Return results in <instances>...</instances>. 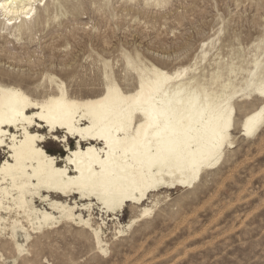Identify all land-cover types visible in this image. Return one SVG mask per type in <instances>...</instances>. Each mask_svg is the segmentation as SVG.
<instances>
[{
	"label": "bare ground",
	"instance_id": "obj_1",
	"mask_svg": "<svg viewBox=\"0 0 264 264\" xmlns=\"http://www.w3.org/2000/svg\"><path fill=\"white\" fill-rule=\"evenodd\" d=\"M100 1L102 3L95 10L104 11L103 7L108 10L112 9L110 0ZM173 1L168 0V5ZM90 2L94 5L93 0H90ZM137 2L140 3L142 0H137ZM66 4H70V0H0V90L11 88L19 91L32 101V105H35L38 102L43 103L48 96L58 95L63 89L62 82H66V94L70 100L76 102V104L68 105L55 112H51L45 107L42 112L45 117L44 128L35 127L30 120L25 119V116L31 117L33 112L38 111L32 106L21 108L22 115L12 116L11 118L6 117V120L11 124L0 125V140L7 145V147L0 146V157H3L4 152L10 153L7 157L10 161L9 164H4L0 160V227L5 226L6 222L8 236L11 238L5 243H0V258L3 260L9 259L12 264H15L14 245L17 238L20 243H23L29 232L39 237L34 242V246L39 252L44 247L50 252H55L53 248L55 249L56 243L60 239H66L65 234L75 232L79 239L88 240L90 238L93 248L95 245L102 243L105 250L102 256L108 254L109 245L105 236L106 230H108L105 221L110 218L108 210L99 201H94L95 207L92 205L85 206L83 201L87 199V196L81 198L78 188L73 191V184H79V181H69L67 177L69 175H79L76 168L87 175L88 170L93 166H96L99 170L98 166L105 169L109 165L112 148L111 138H109V151L106 149L105 151L88 150L89 145L104 148L102 141L88 140L90 134L105 137L108 135L105 126L96 119L95 112L90 105L92 101L99 99L102 92L99 84L104 81L105 74L114 83H119L125 96H131L139 88V75L135 74V86L131 90L127 89L122 87L120 83L121 79H127L116 77L113 72L114 66L119 64L128 71L130 59L137 60L142 67L152 66V63L146 61L135 48L132 51L126 50L123 44H117L113 48L110 35L97 33L96 28H85L83 23L80 24L83 25L82 30L85 31L86 38L77 37V34L73 32L64 35H53L54 28L61 26V22H57L58 12L64 9L63 7ZM122 4L124 11H129V14L133 13L135 4L132 0H123ZM70 8L72 13H81L77 2L70 4ZM162 10H166V8H152L151 10L140 8L136 11V14L145 16L149 14L148 12L155 11L156 14L160 15ZM136 14L134 15L137 18L138 15ZM9 19L13 23L9 24L7 22ZM219 21L221 26L214 33L217 39L202 42L201 48L206 43L207 56L201 55L199 70L190 75L203 84L206 77L208 82H212L214 72L222 73L225 77L224 83L231 80L232 88L241 92L249 86L248 82H255L259 85L264 81V38L252 45L253 50L250 51L248 56L240 55L238 54V45H235L231 38L228 37L222 42H219L220 39L218 38L225 31L224 24H230L232 20L224 22L222 19ZM55 23L56 25H54ZM52 25H54L53 28H51ZM212 28L213 26L210 30ZM237 30L238 28L232 27L231 35ZM48 36H50L47 40L48 46L46 49L42 48L40 41L45 40ZM36 42H38L36 44L37 48L41 49L42 58L34 57L35 59L31 61L36 53L38 55L37 49L30 52L32 44ZM71 42L74 46L71 45ZM86 42L90 45H86ZM75 48H77L76 51ZM224 49L227 50V53L222 56L219 51ZM186 50L185 47L184 51L187 52ZM213 50L215 53L210 55ZM25 66H27V70H23ZM87 68L93 69L92 76L86 75ZM81 70H85V72ZM73 86H76V88L73 89ZM110 103L119 106L124 102L116 97ZM235 105V125L239 118L241 137L250 139L260 136L263 130L259 127L252 136L242 135L243 121L247 120L251 110L255 107L247 95L236 96ZM2 107L3 104L0 102V108ZM84 119L90 121L92 127L81 131L80 126ZM229 119H231L230 116ZM35 123H41L38 115L35 117ZM49 126L57 128L61 136L66 135L69 144L71 140H74L72 148L75 151L74 154L65 152L63 158H61L62 156L56 157L48 152L46 144L48 140L53 141L51 135L47 132ZM136 127H139V124H136ZM231 131V144L234 145L236 143L233 136L235 126ZM7 133L11 134L8 135ZM29 133L31 135L37 133L45 135L46 139L43 141L35 140ZM113 135H116V133H113ZM73 136L82 137L83 141L81 143L85 148V152H79L75 144V139L78 137L74 138ZM139 139L140 141L143 140V132H141ZM34 144L44 151L36 150L33 147ZM60 144H63V142H60ZM232 149L233 147L226 149L223 164L229 162L228 156ZM101 155L106 159L100 160ZM51 157H55V159H51ZM117 160L121 164L124 163L122 153L118 154ZM128 162L129 164L132 163L131 156H129ZM219 167L204 169L203 177L211 172H218ZM58 169L67 170L63 173L65 179L63 184L48 182L46 179H36L40 176L58 177L60 175ZM164 179L166 183H161L148 192V199L143 201V207L140 206V201L136 203L128 202L129 207L136 210L137 214L125 225H121L119 220L115 222L114 225H117V228L114 229V235L120 237L140 222H144L143 225L148 224L146 220L155 212L160 202H165L168 197L166 195L160 198L162 190L168 192L169 190L186 189L188 193H192L202 181L193 180L194 187L179 184L174 187L173 180L179 179L178 176H166ZM78 201L80 202L79 207ZM145 209L150 211L148 216L144 215ZM94 211L100 214L99 222L98 220L97 222L94 221ZM123 212L119 208L112 212V221L116 220L118 214H123ZM101 216H103V219H101ZM90 224L96 225L95 231L88 227ZM13 226L16 228L15 233L12 231ZM6 255H9V257ZM58 257L62 262L64 258L71 259V257L67 258V255L64 254L58 255Z\"/></svg>",
	"mask_w": 264,
	"mask_h": 264
},
{
	"label": "rangeland",
	"instance_id": "obj_2",
	"mask_svg": "<svg viewBox=\"0 0 264 264\" xmlns=\"http://www.w3.org/2000/svg\"><path fill=\"white\" fill-rule=\"evenodd\" d=\"M122 1L110 0L112 9L103 7L102 11L95 10L102 3L100 0H93L94 5L90 0H70V4L78 3L81 13H72L70 4L64 5L58 12L57 22L61 26L54 28L53 35L73 32L86 38L80 24L83 23L85 28H96L97 33L110 35L113 48L117 44L130 51L135 48L146 61L163 67L186 60L193 49H201L202 42L217 39L214 33L222 19L232 21L224 24L219 42L231 38L240 55L248 56L252 45L264 38V0H174L160 15L152 11L145 16L136 14L140 9L136 6L133 13L124 11ZM209 26H213L212 30ZM232 27L238 30L231 35ZM49 37L40 41L42 48L48 46ZM36 44H32L30 52L37 49L38 55L31 61L34 57L42 58ZM71 45L74 46L72 42ZM219 52L224 56L227 50ZM213 53L214 50L210 55ZM93 72L86 69L88 76ZM113 72L116 77L127 79L120 80L122 87L131 90L135 86V73L119 64ZM239 121L238 118L233 132L236 143L228 156L229 162L219 167L218 172L203 177L194 192L162 190L160 198L168 197L146 220L148 224L140 222L120 237L114 235L115 222L119 220L125 225L137 211L128 205L116 220L106 219L109 245L106 256H98L92 240L79 239L75 232L65 234L66 239H60L53 248L55 252L46 247L40 252L52 264H85V261L87 264H264V130L258 137L242 138ZM56 143L48 140L46 149L61 157L65 154L64 146L59 143L53 151L51 146ZM70 145L73 148L74 140ZM93 217L99 222L97 211ZM62 254L71 259L64 258L62 262L58 257Z\"/></svg>",
	"mask_w": 264,
	"mask_h": 264
},
{
	"label": "snow or ice",
	"instance_id": "obj_3",
	"mask_svg": "<svg viewBox=\"0 0 264 264\" xmlns=\"http://www.w3.org/2000/svg\"><path fill=\"white\" fill-rule=\"evenodd\" d=\"M132 2L136 7L147 10L168 6V0H142L140 3L132 0ZM7 22L13 23L11 19ZM202 54L207 56L206 43L199 51L193 49L186 60L172 67H163L155 63L151 67H142L137 60L130 59L128 72L140 77L139 88L131 96H125L119 83H114L105 74L104 81L99 84L102 89L99 99L92 101L90 105L96 119L105 126L108 135L105 137L90 134L88 140H100L104 148L89 145L88 150L109 151V138H111L109 165L105 169L98 166L99 170L93 166L88 170L87 175L76 168L79 175L67 177L69 181H79V184H73V191L78 188L81 198L87 196L83 201L85 206L95 207L94 201H99L108 210L110 217L117 208L124 211L128 202L140 201V206L143 207V201L148 199V192L161 183H166L164 179L166 176L179 177L173 180L174 187L177 184L194 187L192 181L202 180L204 169L222 165L226 149L234 147L231 144V130L235 126L236 96L247 95L250 102L255 105L247 120L243 121L242 135L252 136L258 127L264 130V81L259 85L248 82L249 86L241 92L232 88L231 80L224 83L225 77L222 73L214 72L212 82H208L206 77L205 82L201 84L190 74L199 70ZM62 83L63 89L58 95L48 96L43 103L38 102L35 105H32V101L19 91L11 88L0 90V102L3 104L0 108V125L11 124L6 117L22 115L21 108L32 106L38 111L33 112L31 117L25 116V119L30 120L35 127L44 128L45 117L42 112L45 107L55 112L76 104L66 94V82ZM116 97L124 103L119 106L111 104L110 101ZM37 115L40 124L35 123ZM136 124H139V127H136ZM80 127L81 131H84L92 125L90 121L84 119ZM47 132L51 135V139L57 142L51 146L53 151L60 142H63L65 152L75 153L67 136H61L57 128L49 126ZM141 132H143L142 141L139 139ZM29 135L35 140L46 139L45 135L39 133L36 135L29 133ZM73 137H78L75 139V144L79 152H85L81 143L82 137ZM0 146L7 147L2 140ZM33 147L38 151H44L35 144ZM121 153L124 157L123 164L117 160L118 154ZM9 155L10 153L4 152L0 160L4 164H9L10 161L7 159ZM129 156H131V164L128 162ZM99 159L105 160L106 157L101 155ZM57 171L60 172L58 177L40 176L36 179L63 184L65 182L63 173L67 170ZM149 214V209H145L144 215ZM88 227L95 231L96 225L90 224ZM12 231L16 232L15 226ZM38 238L31 232L24 238L23 243L17 238L14 245L15 264H52L48 257L34 246ZM10 239L5 222V226L0 227V243ZM93 250L98 256L103 255L105 251L102 243L95 245ZM0 264H11V262L0 258Z\"/></svg>",
	"mask_w": 264,
	"mask_h": 264
}]
</instances>
